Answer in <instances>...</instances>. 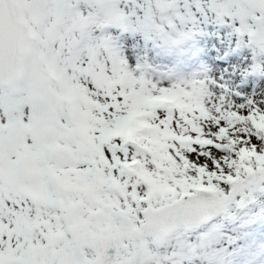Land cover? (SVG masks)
<instances>
[{"label":"rangeland","instance_id":"rangeland-1","mask_svg":"<svg viewBox=\"0 0 264 264\" xmlns=\"http://www.w3.org/2000/svg\"><path fill=\"white\" fill-rule=\"evenodd\" d=\"M15 1L0 264H264V0ZM204 191L217 218L147 231Z\"/></svg>","mask_w":264,"mask_h":264},{"label":"water","instance_id":"water-1","mask_svg":"<svg viewBox=\"0 0 264 264\" xmlns=\"http://www.w3.org/2000/svg\"><path fill=\"white\" fill-rule=\"evenodd\" d=\"M23 36L24 26L17 16L15 1L0 0V83L20 79L25 72ZM221 207L213 194L202 192L185 205L165 210L160 215L161 224L151 225L150 229L154 236L165 237L177 224L188 228L216 217Z\"/></svg>","mask_w":264,"mask_h":264},{"label":"bare ground","instance_id":"bare-ground-1","mask_svg":"<svg viewBox=\"0 0 264 264\" xmlns=\"http://www.w3.org/2000/svg\"><path fill=\"white\" fill-rule=\"evenodd\" d=\"M203 51V50H202ZM207 53V52H206ZM203 56V55H202ZM204 57V56H203ZM208 57H209V59H210V61H211V63L213 62V60H212V57H211V55L209 54L208 55ZM236 59H238V58H236ZM230 62H232V61H230ZM211 68V67H210ZM212 68H214V66L212 67ZM205 70H207V68H205V67H202V69H197V73H196V77L198 78V77H202V76H205ZM209 73L211 72V70L209 69V71H208Z\"/></svg>","mask_w":264,"mask_h":264},{"label":"trees","instance_id":"trees-1","mask_svg":"<svg viewBox=\"0 0 264 264\" xmlns=\"http://www.w3.org/2000/svg\"><path fill=\"white\" fill-rule=\"evenodd\" d=\"M147 170H148V168H147ZM146 171V170H145ZM146 172H148V171H146ZM148 173H150V172H148ZM20 216H22V214H20ZM20 220H21V218H20Z\"/></svg>","mask_w":264,"mask_h":264}]
</instances>
